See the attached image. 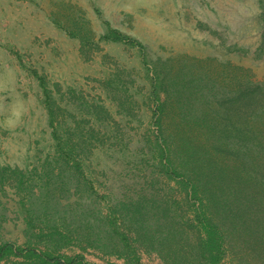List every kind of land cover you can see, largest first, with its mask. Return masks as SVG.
<instances>
[{
    "label": "rangeland",
    "instance_id": "obj_1",
    "mask_svg": "<svg viewBox=\"0 0 264 264\" xmlns=\"http://www.w3.org/2000/svg\"><path fill=\"white\" fill-rule=\"evenodd\" d=\"M109 27L143 50L99 39ZM155 70L179 164L197 146L236 173L242 138L224 128L261 103L264 0H0V242L95 264H205L188 244L194 202L156 144ZM220 217L219 264H264V211Z\"/></svg>",
    "mask_w": 264,
    "mask_h": 264
},
{
    "label": "trees",
    "instance_id": "obj_2",
    "mask_svg": "<svg viewBox=\"0 0 264 264\" xmlns=\"http://www.w3.org/2000/svg\"><path fill=\"white\" fill-rule=\"evenodd\" d=\"M99 39L123 41L137 45L143 50V45L136 39L123 34L114 27H109L104 34L100 35ZM39 78L44 86L43 77L40 76ZM244 86L236 97V99L241 97L240 101L243 103L250 96L247 86ZM167 87L168 80H166L164 73L153 71L150 97L154 100L153 116L158 124L154 136L161 163L169 176L179 179L187 196L194 202L193 225L197 233L193 242L189 241L188 243L189 245L192 244V255H198L205 261V264H219L225 252L224 223H222L220 214L229 217L232 213H242L243 215L264 211V127H260L264 125V93L262 92L261 98L258 97L257 99V102H261L259 107L253 109L249 116L240 115L238 122L229 119L232 122L224 128L226 136L231 137V139L234 138L238 141V132L242 138V146L236 147V151L241 149L239 156L241 164L237 157L234 167L236 173H234L227 165H222L213 158L210 153L205 155L203 150L197 146L189 147L185 151L184 158H182L183 165L179 164L171 151L172 144H174L173 136L162 129L163 124L160 122V113L164 104L160 92ZM170 90L172 91V88ZM44 91L47 94L45 104L48 107L52 123L54 113L46 87ZM253 128H258L259 132H253ZM58 144L63 150L62 143L59 141ZM65 154L72 158L71 152H65ZM255 157L258 159V165H256ZM74 166L79 169L80 164L75 161ZM218 212L220 213L219 217ZM228 224L233 226L234 220ZM120 234L126 238L125 240L128 239L123 233ZM125 244L129 246L128 241ZM180 248L179 254L186 252L183 246ZM11 254L35 258L42 264H95L84 260L80 254L64 256L37 250L31 246L20 247L11 241L0 242V259Z\"/></svg>",
    "mask_w": 264,
    "mask_h": 264
},
{
    "label": "clouds",
    "instance_id": "obj_3",
    "mask_svg": "<svg viewBox=\"0 0 264 264\" xmlns=\"http://www.w3.org/2000/svg\"><path fill=\"white\" fill-rule=\"evenodd\" d=\"M0 90H2V88H0ZM23 116V108L21 107L20 110L16 111L14 113V117L15 119L14 120H10V121H5V126L6 127H15L16 124L20 121V119L22 118Z\"/></svg>",
    "mask_w": 264,
    "mask_h": 264
}]
</instances>
